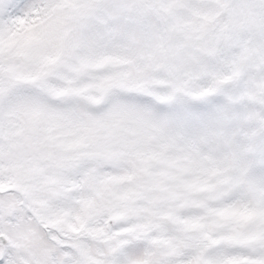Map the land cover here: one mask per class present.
I'll list each match as a JSON object with an SVG mask.
<instances>
[{
  "label": "snow or ice",
  "instance_id": "obj_1",
  "mask_svg": "<svg viewBox=\"0 0 264 264\" xmlns=\"http://www.w3.org/2000/svg\"><path fill=\"white\" fill-rule=\"evenodd\" d=\"M0 264H264V0H0Z\"/></svg>",
  "mask_w": 264,
  "mask_h": 264
}]
</instances>
